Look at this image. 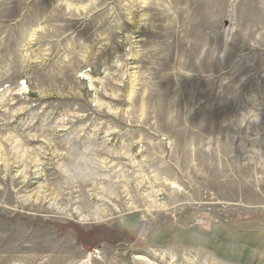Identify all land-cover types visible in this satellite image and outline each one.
<instances>
[{
	"label": "rangeland",
	"instance_id": "obj_1",
	"mask_svg": "<svg viewBox=\"0 0 264 264\" xmlns=\"http://www.w3.org/2000/svg\"><path fill=\"white\" fill-rule=\"evenodd\" d=\"M0 264H264V0H0Z\"/></svg>",
	"mask_w": 264,
	"mask_h": 264
}]
</instances>
